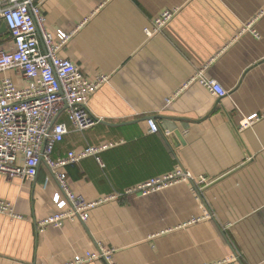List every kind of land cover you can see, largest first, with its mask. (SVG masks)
Segmentation results:
<instances>
[{"label": "crops", "instance_id": "1", "mask_svg": "<svg viewBox=\"0 0 264 264\" xmlns=\"http://www.w3.org/2000/svg\"><path fill=\"white\" fill-rule=\"evenodd\" d=\"M166 10L178 12L148 39L145 30ZM43 12L56 39L58 31L72 34L62 59L90 80L111 78L88 103L99 120L94 128L79 132L60 117L69 133L55 157L107 147L99 155L104 168L90 157L63 169L73 189L96 201L177 168L209 184L204 201L181 182L104 203L87 223L67 220L40 232L37 223L59 213L51 171L42 164L33 181L0 175V200L20 216L0 214V264H67L97 253L99 243L116 251V264H205L236 255L238 264H264V0H45ZM251 22L258 38L242 32ZM13 50L3 24L0 51ZM201 70L228 95L214 97L197 82L184 88ZM2 77L28 85L17 70ZM253 115L259 120L240 132ZM207 208L213 218L203 219Z\"/></svg>", "mask_w": 264, "mask_h": 264}, {"label": "built area", "instance_id": "2", "mask_svg": "<svg viewBox=\"0 0 264 264\" xmlns=\"http://www.w3.org/2000/svg\"><path fill=\"white\" fill-rule=\"evenodd\" d=\"M45 0H0V28L7 27L14 50L0 51V175L19 177L33 181L39 168L45 164L57 183L58 190L50 193L59 213L37 223L40 232L48 227L61 228L67 220L87 223L90 213L96 207L127 196H147L181 182H191L197 199L204 201V191L209 184L206 178L194 179L182 168H177L162 177L154 178L124 192H116L96 201H88L77 193L63 169L94 157L104 168L99 158L107 147H87L81 151H70L65 156L55 157L56 145L62 143L69 133L68 126L60 120L65 116L73 127L83 132L94 128L99 120L93 117L88 103L111 78L101 75L88 79L79 67L60 56V52L72 38V34L58 31L57 39L48 30L43 12ZM178 11H163L145 30L149 39L160 35L176 16ZM248 24L242 32L250 31L257 38V32ZM9 70H17L27 80L25 88H18L10 79L2 77ZM203 70L191 77L187 85L199 83L212 96L223 98L227 91L216 81L203 78ZM176 93L166 101L171 106ZM259 120L258 115L244 118L239 131L249 129ZM150 133L159 131L155 121L149 120ZM51 181L46 183V189ZM0 214L20 218L14 207L0 200ZM206 218H213L207 208ZM115 250L99 243L97 253L78 255L67 264H87L103 260L114 262ZM240 256H232L205 264H238Z\"/></svg>", "mask_w": 264, "mask_h": 264}]
</instances>
